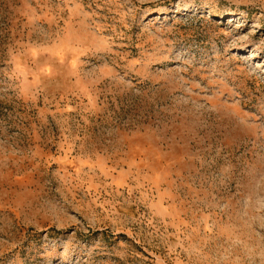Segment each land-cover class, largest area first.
Listing matches in <instances>:
<instances>
[{"label":"rangeland","instance_id":"374dc122","mask_svg":"<svg viewBox=\"0 0 264 264\" xmlns=\"http://www.w3.org/2000/svg\"><path fill=\"white\" fill-rule=\"evenodd\" d=\"M0 264H264V0H0Z\"/></svg>","mask_w":264,"mask_h":264}]
</instances>
